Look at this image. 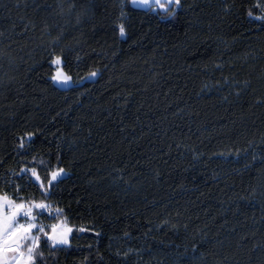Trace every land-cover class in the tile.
I'll return each instance as SVG.
<instances>
[{"label": "trees", "instance_id": "16d2710c", "mask_svg": "<svg viewBox=\"0 0 264 264\" xmlns=\"http://www.w3.org/2000/svg\"><path fill=\"white\" fill-rule=\"evenodd\" d=\"M262 5L0 0V194L76 228L43 264H264Z\"/></svg>", "mask_w": 264, "mask_h": 264}, {"label": "snow or ice", "instance_id": "6c2138e0", "mask_svg": "<svg viewBox=\"0 0 264 264\" xmlns=\"http://www.w3.org/2000/svg\"><path fill=\"white\" fill-rule=\"evenodd\" d=\"M143 3H151L152 0H142ZM181 0H168V4L179 5ZM155 3L158 7H165V5L160 4V0H155ZM264 8V5L261 6ZM250 15L252 13H249ZM259 19L264 20V16L259 17ZM119 31L121 34H124L125 27L123 24L119 26ZM59 65L61 57L57 56L55 61ZM96 73H92L95 75ZM55 80L59 82H68L70 79L62 72H57L54 77ZM31 136V134H29ZM32 176L35 178L36 182L45 192L48 191V188L44 187L45 181L37 175L36 170H31ZM65 174V169L58 168L56 171H52L47 178V184L51 186L58 177H62ZM33 208L41 209H51L45 203L37 204L35 201L24 202L20 201L19 203L16 200L9 198L6 194H0V264H35L36 256L33 253V248H28L27 255L21 250V244L23 241L31 239L33 247H35V242L37 237L32 235L33 229H38L40 232H44L43 225H37L34 222L21 223L17 217L23 214L24 218H32V221L35 220V217L32 216ZM56 214L60 215L61 210L56 209ZM72 231L67 225L61 223L59 225L52 224L51 232L45 233L53 244L56 243H68L69 233Z\"/></svg>", "mask_w": 264, "mask_h": 264}, {"label": "rangeland", "instance_id": "374dc122", "mask_svg": "<svg viewBox=\"0 0 264 264\" xmlns=\"http://www.w3.org/2000/svg\"><path fill=\"white\" fill-rule=\"evenodd\" d=\"M132 4L134 5H141V3L138 1V0H130ZM155 3V2H154ZM160 4L161 5H165V7H158L155 3V10H167L171 5L168 4V0H160ZM176 5V4H175ZM178 5H176L177 7ZM56 59V58H55ZM55 61V60H54ZM53 61V65L55 66V73H54V77L56 76L57 72H62L64 75H66L67 77H69L70 79L68 80V82H59L57 80L54 79L53 77V81L56 85H58L59 87L61 88H67L71 85H73L74 83V80L72 79V77H70L64 70H63V62H61L59 65H57L55 62ZM62 61V59H61ZM97 74L95 75H88L84 78H82L80 81H84L86 79H94L96 77ZM32 169H35V168H30L28 169L29 173L31 174L32 176V173H31V170ZM36 170V173L37 175H39L37 169ZM57 169H55L54 171H56ZM66 174V172H65ZM64 174V175H65ZM63 175V176H64ZM40 176V175H39ZM62 176V177H63ZM32 178L35 180V178L32 176ZM41 178V177H40ZM61 177H58V179H60ZM56 180V181H57ZM36 181V180H35ZM55 182V181H54ZM45 187V186H44ZM48 188L50 187L49 185L47 186ZM46 187V188H47ZM8 196V195H7ZM9 198H11L10 196H8ZM13 199V198H11ZM14 200V199H13ZM35 201L37 204L39 203H45L49 206V208L51 209V211H49V209H41V208H33L32 209V216L35 217V220L32 221V218L31 217H28L27 219L24 218L23 214H21L20 216L17 217V219L21 222V223H28V222H34L36 223L37 225H43L44 226V232H40L38 229H33L32 230V235L37 237V241L35 242V247H33V241L31 239H28V240H25L22 242L21 244V250L25 253V255H27V251H28V248L32 247L33 248V253L34 255L36 256V260H35V264H43L39 259L41 257H43V255L41 254V246H42V243H43V240H47V243L51 246V247H56V246H61V245H68V243H56V244H53L51 242V240L48 238L47 235H45V233H50L51 232V225L52 224H65L67 225L69 228L72 229V231L69 233V236H68V241L70 240V237H71V234L75 231V227L74 226H71L68 222V219L63 215V213L61 212L60 215H57L56 214V209L58 208H55L52 204H50L49 202L47 201H43V200H33ZM18 203L20 201H17ZM24 202H32V201H24ZM45 256V255H44ZM42 260V259H41ZM44 264H47V263H44Z\"/></svg>", "mask_w": 264, "mask_h": 264}, {"label": "water", "instance_id": "95a60500", "mask_svg": "<svg viewBox=\"0 0 264 264\" xmlns=\"http://www.w3.org/2000/svg\"><path fill=\"white\" fill-rule=\"evenodd\" d=\"M138 1L141 3V5H142V6H147V5H149V4H151V3H154V2H155V0H152V2H151V3H147V4H146V3H143V2H142V0H138Z\"/></svg>", "mask_w": 264, "mask_h": 264}]
</instances>
